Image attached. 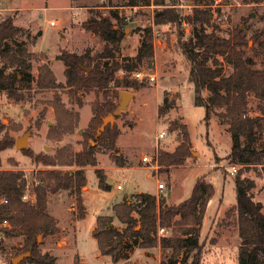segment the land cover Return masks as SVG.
I'll list each match as a JSON object with an SVG mask.
<instances>
[{
    "label": "rangeland",
    "instance_id": "obj_1",
    "mask_svg": "<svg viewBox=\"0 0 264 264\" xmlns=\"http://www.w3.org/2000/svg\"><path fill=\"white\" fill-rule=\"evenodd\" d=\"M125 0H0V19L12 17L22 28L21 33L11 41L21 42L33 53L31 72L37 77L39 66L48 63L53 70L56 88L38 90L36 82L25 93V98L16 101L5 92H0V140L8 137L14 140L0 150V169L21 170L27 182L26 199H32V182H37L36 173L40 170H73L77 166H51L36 158V155L54 157L58 151L70 146L73 151L83 150L85 143L97 146L96 165L83 167L86 184L81 188V198L85 216L80 218L77 195L73 190H60L48 194L47 211L56 219L59 230L50 235L39 234L37 241L42 253L56 258V264H125V259L113 262L109 255H101L97 239L93 234L98 215L113 216L110 225L121 229L123 224L115 216L113 205L122 202L125 196L138 192H148L164 197L168 203H179L188 198L197 178L204 176L214 185L215 193L207 207L201 228L200 241L203 244L201 264H239L240 237L236 222L227 211L236 203L235 177L249 178L255 183L254 200L263 205L264 211V162L240 164L232 162L228 155L233 144L228 123L218 115L217 108L208 115L204 104H196V86L189 79L190 63L178 45V39L189 38L193 25L187 17L195 10L210 12L211 20L206 23L210 31L215 26L227 36L229 30L240 25L245 29L248 45L244 56L253 68H260L264 59V3L251 4L242 0H206L202 4L194 1L178 0L176 5L130 6ZM110 8H118L125 14L128 25L125 35L117 44H110L98 33L82 26L84 20L96 11L108 14ZM176 9L181 19L172 24L164 19L155 21L156 10ZM56 20L51 25L50 21ZM152 29L153 57L150 63L140 67L145 86L138 89L110 86L107 91L97 89L86 92L79 105L66 86L65 64L58 56L62 50L83 53L87 49L99 55L113 46L116 58L134 56L140 45L142 30ZM256 34H263L257 40ZM227 72L232 66L219 56ZM159 73L156 79L148 74ZM122 76V72L119 73ZM19 84V82H17ZM120 91H130L128 107L122 111L112 125L116 124L120 134L116 140V151L107 149L94 139H85V130L93 116L92 103L104 99L120 101ZM180 93L172 107L164 116L158 115V106L164 94ZM203 91L202 95H208ZM58 96L65 106L77 112L79 119L72 132L61 136L50 131L58 125L57 113L52 105ZM250 113L261 115L259 101L250 96ZM173 120L188 125L191 139V155L180 165L160 164L159 152L172 151L180 142L181 132L171 130ZM166 131L165 137L158 133ZM25 136L26 146H15L17 138ZM244 139V137H242ZM257 148H264V131L259 136ZM151 158L143 161L144 156ZM121 157L125 165H118ZM237 165V173L229 168ZM97 169L106 175L110 189L99 187ZM165 184L164 189L158 183ZM121 185V188L118 186ZM137 216V213H133ZM140 226H137V229ZM170 231L166 230V234ZM158 233V237H161ZM23 243L22 236L5 235L0 232V264H13L12 260ZM135 249V248H134ZM29 257V256H28ZM163 258L160 243L148 248L138 247L132 261L143 260L147 264H160ZM17 264H36L25 258ZM181 264V262H179Z\"/></svg>",
    "mask_w": 264,
    "mask_h": 264
},
{
    "label": "trees",
    "instance_id": "obj_2",
    "mask_svg": "<svg viewBox=\"0 0 264 264\" xmlns=\"http://www.w3.org/2000/svg\"><path fill=\"white\" fill-rule=\"evenodd\" d=\"M122 5L140 6L176 5L178 0H125ZM202 4L206 0H187ZM245 3L259 4L264 0H242ZM166 9V8H165ZM210 12L196 9L187 17L193 28L189 38L178 39V45L190 63L189 79L196 86V104H204L208 115L217 108L219 117L228 123L233 144L228 158L240 164L263 163L264 148H257L259 136L264 131V118L250 113V96L259 101L264 110V59L260 68H253L244 56V47L248 45L245 29L240 25L229 30L225 36L218 26L208 30L206 23L211 20ZM167 20L175 24L181 19L176 9L156 10L155 21ZM128 25L125 14L118 8H110L108 14L98 11L83 21L82 26L98 33L110 44L119 43L125 35ZM22 31L12 17L0 19V92L20 101L25 98L22 89L29 91L31 82H36L38 90L56 88L55 74L48 63L39 66L38 76L31 72L30 52L21 42L11 44ZM152 29L142 30L137 54L116 58L112 47L93 55L89 49L83 53L62 50L58 58L65 64L66 86L76 102L82 105V98L91 90L107 91L112 85L126 89H138L145 86L143 79H137L134 72L153 57ZM263 34H256L258 40ZM223 57L232 70L227 72L219 60ZM122 72V76L119 73ZM19 82V84H17ZM203 91L209 94L203 96ZM120 96V94H119ZM180 93L164 94L158 106V115L164 116L174 107ZM56 109L58 125L50 128L51 133L60 136L72 132L79 115L69 110L56 96L51 102ZM119 102L104 99L92 103L93 116L85 130V139H94L107 149L116 151V140L120 134L119 127L109 123L101 134H97L103 118L113 113ZM117 117V116H116ZM115 117V118H116ZM171 130H179L181 139L172 151L159 152L160 164L180 165L191 155V139L188 125L178 120L170 123ZM2 127L0 126V133ZM244 137V139L242 138ZM14 140L6 137L0 140V150L13 145ZM97 146L85 143L83 150L75 152L70 146L60 149L56 156L36 155L38 160L47 165L77 166L73 170L49 169L36 173L37 182H32V199H26L27 182L21 170L0 169V232L5 235L22 236L23 243L15 257L30 251L25 260L36 264H56V258L39 250L37 236L54 234L59 230L56 219L47 211L49 193L60 190H73L77 195L79 217L85 216L81 198V188L86 184L83 167L96 165ZM121 157L118 165H125ZM99 187L110 189L102 169L96 170ZM236 203L227 211L236 222L240 237L239 264H264V211L263 205L254 200L255 183L238 174L235 179ZM215 193L214 185L204 176L197 178L190 196L179 203H168L164 197L148 192H138L125 196L122 202L113 205L115 216L124 225L118 229L113 225V216L98 215L97 226L93 234L97 239L102 255H109L113 262L128 258L135 247L148 248L160 243L163 258L160 264H201L203 244L200 241L201 228L207 207ZM136 212L137 216L133 213ZM140 226L137 229V226ZM163 227L170 231L158 237V229ZM131 264V263H127Z\"/></svg>",
    "mask_w": 264,
    "mask_h": 264
},
{
    "label": "water",
    "instance_id": "obj_3",
    "mask_svg": "<svg viewBox=\"0 0 264 264\" xmlns=\"http://www.w3.org/2000/svg\"><path fill=\"white\" fill-rule=\"evenodd\" d=\"M119 94H120V101H119V104H118L116 110L113 113L108 114L107 116H105L103 118V123L99 127L98 132H97L98 135L101 134V132L105 130V127L109 123H111V124L114 123L116 116H118L122 111L126 110V108L128 107V103H129L130 97H132L134 95L130 91H120ZM26 143H27V139H26L25 136H23L21 138H17L15 146L19 147L20 145H23L22 149L23 148H27ZM30 254H31L30 251H27V252L19 254L15 258H13L12 263L13 264H17L22 259L30 256Z\"/></svg>",
    "mask_w": 264,
    "mask_h": 264
},
{
    "label": "built area",
    "instance_id": "obj_4",
    "mask_svg": "<svg viewBox=\"0 0 264 264\" xmlns=\"http://www.w3.org/2000/svg\"><path fill=\"white\" fill-rule=\"evenodd\" d=\"M50 24H51V25L56 24V20H51V21H50ZM144 75H145V74H144L143 72H141V71H136V72H134V76H135L137 79H143V77H145ZM158 75H160V74L156 72V73H153V74H148L147 77H149V79H153V80H154V79H156V78L158 77ZM165 135H166V131H165V130H162L161 132L158 133V138L165 137ZM143 161H145V162H150V161H151V158H150L149 156L146 155V156L143 157ZM228 170H229V172H230L231 174H235V173H237V170H238L237 165H236V164H232ZM118 187L121 188V185H119ZM164 187H165V184H164V183H162V182H159V183H158V188H159L160 190L164 189ZM158 233H159L160 235H165V234H166V229L163 228V227H159V229H158Z\"/></svg>",
    "mask_w": 264,
    "mask_h": 264
},
{
    "label": "crops",
    "instance_id": "obj_5",
    "mask_svg": "<svg viewBox=\"0 0 264 264\" xmlns=\"http://www.w3.org/2000/svg\"><path fill=\"white\" fill-rule=\"evenodd\" d=\"M94 228H95V227H94ZM93 230H94V229H93ZM137 248H138V247H135V249H133L132 251L129 252V257L125 259V261H126L125 264H127V263H131V264H142L141 261H132V260H131V257H132L133 253L135 252V250H136ZM140 248H141V247H140ZM100 254H101V253H100ZM101 255H102V254H101ZM122 259H124V258H122ZM120 260H121V259H120ZM143 263L147 264L146 262H144V260H143Z\"/></svg>",
    "mask_w": 264,
    "mask_h": 264
}]
</instances>
